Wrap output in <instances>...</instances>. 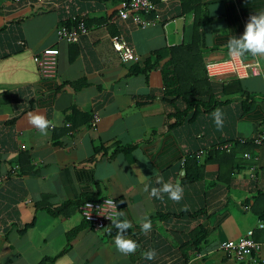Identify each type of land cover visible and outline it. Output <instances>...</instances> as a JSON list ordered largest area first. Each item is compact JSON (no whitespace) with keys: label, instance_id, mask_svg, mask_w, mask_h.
<instances>
[{"label":"crops","instance_id":"crops-1","mask_svg":"<svg viewBox=\"0 0 264 264\" xmlns=\"http://www.w3.org/2000/svg\"><path fill=\"white\" fill-rule=\"evenodd\" d=\"M152 1L154 21L140 28L117 19L119 0H0V264H240L220 243L251 228L264 257V229L257 228L264 220V145L236 141L264 131V57L260 75L209 81L222 101L206 112L163 99L168 57L147 74L131 71L155 51L191 43V8L203 6L199 16L207 21L191 58L204 73L207 61L228 56V39L264 11V0ZM73 15L88 33L75 43L58 41L56 26ZM120 31L135 53L127 62L111 43ZM50 46L59 48L57 74L43 77L32 57ZM216 109L223 111L220 129ZM37 111L53 122L48 135L27 121ZM223 141L233 143L231 151L196 156ZM157 176L181 184L179 202L150 196ZM87 196L120 199L119 211L132 223L125 236L139 245L134 254L117 250L112 223L97 229L84 220L80 203L50 211ZM145 215L152 222L147 234ZM148 250L155 259L144 258Z\"/></svg>","mask_w":264,"mask_h":264},{"label":"built area","instance_id":"built-area-1","mask_svg":"<svg viewBox=\"0 0 264 264\" xmlns=\"http://www.w3.org/2000/svg\"><path fill=\"white\" fill-rule=\"evenodd\" d=\"M20 1V0H12ZM38 1H52V0H38ZM156 5L152 0H119L117 5L116 16L121 22L130 19L133 24L140 28H144L153 23L152 15L156 12ZM145 15V17H142ZM70 20L71 25H66V21ZM88 26L84 20H77L76 16L64 19L55 28V35L58 41L67 43H75L79 41L81 34H87ZM23 44V41H20ZM113 49L118 53L122 61L127 62L135 58V53L132 45L125 38L124 32L120 31L118 34L111 37ZM59 48L56 46L44 47L33 55V62L35 63L39 73L43 77H54L57 74ZM206 76L210 81L225 80L228 77L237 79L246 78L249 76H257L262 73V67L259 57L250 55L248 59L233 58L230 54L227 57L210 60L205 63ZM99 121V115L95 113L90 120V126L94 127ZM251 142L255 146L264 145V131L258 132L252 137L238 138L237 142L246 143ZM232 143L230 141L217 142L201 147L196 151V156L201 157L205 155L209 149H222L230 151ZM243 156L250 158L249 152H244ZM184 164V159L181 161ZM18 167V165H15ZM253 168V166H252ZM113 200L116 209H109L105 204L108 200ZM82 218L91 223L95 228H105L111 220L108 218L111 212L119 211L115 199L103 197L94 200H84L78 206ZM257 228L264 229V220H259ZM254 229H248L243 235L236 239L224 240L220 243L222 249L227 255L232 256L240 262V264H264V257L259 254L261 249V242L255 239Z\"/></svg>","mask_w":264,"mask_h":264},{"label":"clouds","instance_id":"clouds-1","mask_svg":"<svg viewBox=\"0 0 264 264\" xmlns=\"http://www.w3.org/2000/svg\"><path fill=\"white\" fill-rule=\"evenodd\" d=\"M227 48L229 54L233 58H243L245 55H251L253 57H264V11L251 14L245 24L244 32L239 37L232 35L227 41ZM211 115L217 128H222L223 111L221 109H216ZM27 121L29 125L35 127L41 135H48V130L53 125V122L48 120L43 112L39 111L29 112L27 114ZM211 150L216 149H209L208 152L203 156H206ZM156 184L160 186L151 187L149 193L151 197L163 200L164 194H167L168 198L174 202H179L182 199L184 189L179 182L173 183L171 180H169L168 182H164L161 176H157ZM144 191L149 192V185H145ZM105 204L109 207V209H116V205L111 199L106 201ZM108 218L118 230V233L114 240V244L117 250L124 255L134 254L139 248V245L136 241L125 236L127 230L132 228L131 221L126 218V215L123 211L117 210L111 212ZM151 228V220L147 215L143 216L141 218V231L147 234L151 231ZM142 255L147 260H153L156 257L155 250H148L146 252H143Z\"/></svg>","mask_w":264,"mask_h":264},{"label":"trees","instance_id":"trees-1","mask_svg":"<svg viewBox=\"0 0 264 264\" xmlns=\"http://www.w3.org/2000/svg\"><path fill=\"white\" fill-rule=\"evenodd\" d=\"M191 9L195 11L194 38L192 39V42L168 46L161 50L155 51L153 55H150L146 58L143 66L140 67L138 65H132L131 71L135 73L140 72L147 74L151 68L155 67L156 62H159L163 57H168V59L165 60L161 66V74L164 85L163 99L166 101H173L176 98H180L189 107L191 105L193 108H195L196 111L201 108L204 112H206L211 111L222 100L214 95L212 85L209 83L210 80L206 76L205 68L204 73H202L201 70H198L200 69L199 67L197 69L198 71H195L196 69L192 66V60L194 57L191 58V55L195 54V50L199 51L197 50L199 49L198 44L201 43L198 28L205 21H207V18H202L199 16L200 14L205 13V7L201 6V9H195V7H192ZM76 17L77 20H83L82 17ZM66 25H71L70 20L66 21ZM152 57H155V61L152 60ZM190 79L201 81L202 84L196 87L194 84L189 86L186 81ZM72 83L76 85L81 84L80 81H77V83ZM86 199L94 200L95 198L87 196L84 197L83 200L77 202L65 201L60 207L54 210L50 209V211L53 213H59L64 207H67L71 204L73 205L76 203H82ZM115 202L119 209V207L122 205V202L120 199H115ZM72 234L73 232H71L70 235ZM43 260H45V258Z\"/></svg>","mask_w":264,"mask_h":264}]
</instances>
